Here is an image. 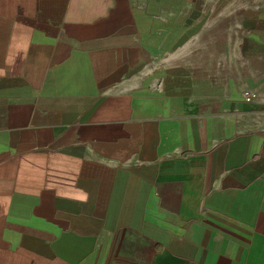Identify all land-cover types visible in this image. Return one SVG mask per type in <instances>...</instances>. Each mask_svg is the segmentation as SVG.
I'll list each match as a JSON object with an SVG mask.
<instances>
[{"label":"crops","instance_id":"1","mask_svg":"<svg viewBox=\"0 0 264 264\" xmlns=\"http://www.w3.org/2000/svg\"><path fill=\"white\" fill-rule=\"evenodd\" d=\"M251 1L0 0V264H264Z\"/></svg>","mask_w":264,"mask_h":264},{"label":"rangeland","instance_id":"2","mask_svg":"<svg viewBox=\"0 0 264 264\" xmlns=\"http://www.w3.org/2000/svg\"><path fill=\"white\" fill-rule=\"evenodd\" d=\"M241 3H236V5H240ZM252 6H255L256 9H259L262 7V0H252L251 1Z\"/></svg>","mask_w":264,"mask_h":264},{"label":"built area","instance_id":"3","mask_svg":"<svg viewBox=\"0 0 264 264\" xmlns=\"http://www.w3.org/2000/svg\"><path fill=\"white\" fill-rule=\"evenodd\" d=\"M251 99H252V95L249 93V91H245V92L243 93V100H244L245 102H250Z\"/></svg>","mask_w":264,"mask_h":264}]
</instances>
